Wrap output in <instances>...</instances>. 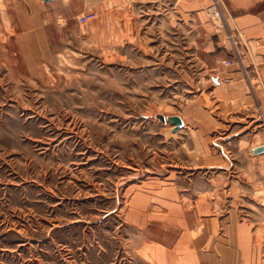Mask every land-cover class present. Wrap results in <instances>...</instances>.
<instances>
[{"label": "rangeland", "instance_id": "1", "mask_svg": "<svg viewBox=\"0 0 264 264\" xmlns=\"http://www.w3.org/2000/svg\"><path fill=\"white\" fill-rule=\"evenodd\" d=\"M207 1L0 0V264H68L71 237L92 245L127 229L135 189L264 143L255 91L238 102L215 82L226 17ZM22 23L51 40L36 64L6 54Z\"/></svg>", "mask_w": 264, "mask_h": 264}, {"label": "crops", "instance_id": "2", "mask_svg": "<svg viewBox=\"0 0 264 264\" xmlns=\"http://www.w3.org/2000/svg\"><path fill=\"white\" fill-rule=\"evenodd\" d=\"M193 1L198 8L208 3ZM224 13L228 45L219 59L218 84L238 102H251L254 90L264 109V0H224ZM22 24L5 42L6 54L14 63L25 57L36 64L48 56L51 40L43 23ZM229 32L239 34L247 73L239 64L222 62L233 49ZM261 145L229 156L240 159L230 166L224 153L213 154L195 169L198 177L188 169L180 183L135 189L127 205V229L117 228L116 237L92 245L71 237L68 264H264V153H253ZM82 247L84 260L78 258Z\"/></svg>", "mask_w": 264, "mask_h": 264}, {"label": "built area", "instance_id": "3", "mask_svg": "<svg viewBox=\"0 0 264 264\" xmlns=\"http://www.w3.org/2000/svg\"><path fill=\"white\" fill-rule=\"evenodd\" d=\"M222 4H224V0H214L213 4L211 6H209V8H208L210 15L212 14V15L218 16L219 18H222V19L225 18L223 8H222ZM94 18H95L94 12L85 13L82 16H80L79 22L81 24H86ZM223 23L225 24V28H226L227 27L226 19H225V22H223ZM229 38L232 41L233 49H232L230 57H228L222 61L223 64L226 66H231L233 64H239L242 67V70L245 73H247V68L245 66L243 55H242L241 50H240L241 43L239 40V34L229 32Z\"/></svg>", "mask_w": 264, "mask_h": 264}, {"label": "water", "instance_id": "4", "mask_svg": "<svg viewBox=\"0 0 264 264\" xmlns=\"http://www.w3.org/2000/svg\"><path fill=\"white\" fill-rule=\"evenodd\" d=\"M46 1H50V0H46ZM215 82L219 83V80L215 79ZM158 118L161 121H163L164 123L170 122V123L174 124L173 132H178L185 126V122H184L183 118L179 115H173V116L166 117L165 115L159 114ZM253 153L254 154L264 153V145H261V146L254 148Z\"/></svg>", "mask_w": 264, "mask_h": 264}]
</instances>
